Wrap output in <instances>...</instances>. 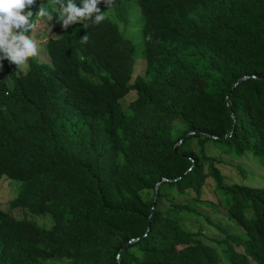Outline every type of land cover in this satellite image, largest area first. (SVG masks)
Instances as JSON below:
<instances>
[{
	"label": "trees",
	"instance_id": "16d2710c",
	"mask_svg": "<svg viewBox=\"0 0 264 264\" xmlns=\"http://www.w3.org/2000/svg\"><path fill=\"white\" fill-rule=\"evenodd\" d=\"M132 3L144 17L145 85L222 103L226 133L195 128L184 105H164L134 81V45L109 16L125 26ZM98 7L99 25L56 27L51 63L30 57L25 73L0 61V179L21 183L11 210L53 220L43 227L0 210V264H220L200 219L220 232L229 264H264V186L245 184L243 170L225 175L222 158L252 154L264 167V0Z\"/></svg>",
	"mask_w": 264,
	"mask_h": 264
},
{
	"label": "rangeland",
	"instance_id": "374dc122",
	"mask_svg": "<svg viewBox=\"0 0 264 264\" xmlns=\"http://www.w3.org/2000/svg\"><path fill=\"white\" fill-rule=\"evenodd\" d=\"M46 1L49 0H42L40 3L49 8V11L51 13V19H33L36 22V28L31 33H29V35H31L34 40L39 41L38 55L34 58L42 63L49 64L51 63V61L47 54L45 45L49 40L54 39L58 36L56 27L61 26V24L58 22V15L56 12L57 6L51 7L49 3H51L52 1L50 0L49 3H46ZM109 16H111L112 20L119 24L120 29L124 32L125 36L129 40H131L134 45L137 62L134 81H136V83H138L140 86L146 87L147 89H150V91L152 90V93L154 94L155 98L164 105H184L186 107L188 118L192 121L195 128L208 130L215 134L226 133V130L230 125V117L223 114L222 103L210 102L203 97L186 99L175 92H164L161 89L152 88L151 86L145 85L142 77L145 70L143 45L144 17L137 4H130L128 16H126L124 20L125 22H127L125 26L123 25L124 22L121 23L119 20L114 19L112 15ZM15 69H23L26 73L29 69V62L19 67L15 66ZM7 81L10 85L13 84L11 79L8 78ZM136 97V92L132 91L126 98H124V100H122V103L127 106L130 104V102L134 101ZM184 130L185 129L183 125L179 121H176L174 125V134L176 136L180 135L181 133H183ZM213 153L215 152L213 151ZM222 158L227 164L226 168L225 166L223 167L224 174L227 173L233 177H235V175L236 177H238V172L243 170L245 171V184L257 187L264 186V167L261 164V161L255 158L252 154H246L239 159H234L227 155H222ZM20 187V182H16L6 177H2L0 179V210L9 212L12 216L17 219H27L30 221L37 222L43 227H52L53 220L51 214L49 213L33 214L24 209H10V202L17 198L20 192ZM202 207V210L206 214L211 215L212 219L215 222H220L225 227L229 225L228 220L223 219L221 217L222 214H225V210L222 207H219L220 211L218 212L215 207L213 210H211V204H206ZM193 219L195 220L196 218ZM194 220L190 221L187 219L189 229H197L198 221ZM199 225H202L205 230L203 240L209 245L214 246L218 250L221 257L220 264H229L222 252L223 247L215 242L216 239H220V232H218L217 228L210 225L204 219L199 220Z\"/></svg>",
	"mask_w": 264,
	"mask_h": 264
},
{
	"label": "clouds",
	"instance_id": "9594fccd",
	"mask_svg": "<svg viewBox=\"0 0 264 264\" xmlns=\"http://www.w3.org/2000/svg\"><path fill=\"white\" fill-rule=\"evenodd\" d=\"M101 3L107 6V0H79V4L76 0H54L58 22L65 30L83 21L101 24L106 19L98 7ZM34 16L51 19L49 8L40 0H0V61L19 67L38 55L39 41L29 35L36 28ZM88 39L86 34L80 42L87 43Z\"/></svg>",
	"mask_w": 264,
	"mask_h": 264
},
{
	"label": "water",
	"instance_id": "95a60500",
	"mask_svg": "<svg viewBox=\"0 0 264 264\" xmlns=\"http://www.w3.org/2000/svg\"><path fill=\"white\" fill-rule=\"evenodd\" d=\"M246 79H248V76H245V77H242L241 79H239L238 82L235 83V84L233 85L232 89H234L235 87H237L240 83H242V82L245 81ZM233 117H235V116L233 115ZM199 133H204V132H199ZM191 134H195V132H192ZM204 134L209 135V134H207V133H204ZM210 136H211V135H210ZM212 137L215 138V139L218 138V137H215V136H212ZM181 143H182V140H181V141L179 142V144L175 147L176 152H177V148H178V146H179ZM166 181H169V180L166 179V178H162V179L157 183V185H156V194H155V198H154V203L157 202V199H158V190H159V188H160V185H161L163 182H166ZM138 240H139V239L137 238V239H133L132 241L135 242V241H138Z\"/></svg>",
	"mask_w": 264,
	"mask_h": 264
}]
</instances>
